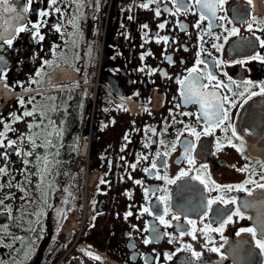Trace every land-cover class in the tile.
<instances>
[{
	"label": "flooded vegetation",
	"instance_id": "flooded-vegetation-1",
	"mask_svg": "<svg viewBox=\"0 0 264 264\" xmlns=\"http://www.w3.org/2000/svg\"><path fill=\"white\" fill-rule=\"evenodd\" d=\"M142 2L147 0H64L56 5L61 14L49 0H33L24 15L32 22L47 20L41 28L45 39L37 41L26 31L19 33L11 48L0 42V69L4 70L0 72V119L14 129L8 139L33 153L18 157L8 149V160L0 158V166L8 172L0 175V199H4L0 228L7 226L9 233H0L4 239L0 264H264V255L251 235H236L240 228L255 225L257 210L242 209L244 218L233 216L224 224L222 235L208 233L211 241L199 230L193 239L188 234L192 226L185 219L194 220L197 229L205 224L219 228L214 212L199 215L201 204L220 195L236 198L237 204L212 205L228 213L245 200L264 196L255 184L246 185L254 189L248 196L244 191L222 193L211 184L205 188L192 179L206 165L201 174L216 185H239L248 179L264 183V168L257 163L264 161V95L248 99L249 92H259V85L264 84V62L249 58L257 53L264 56V47L256 39H264V23H259L264 21V0H251V4L228 0L225 11L217 15H226L232 23L217 20L214 24L238 28L239 35L233 36L221 27L206 34L207 21L195 27L199 20L195 7L172 15L163 7L167 4L175 11V5L161 0L162 13L157 17L158 5L144 9L139 7ZM26 5L27 0H14L18 10ZM41 11H48L49 16L40 17ZM244 21L253 23L252 32ZM55 24L61 25L59 33ZM164 36L168 42L157 43V37ZM213 43L222 49L213 48ZM198 58L207 62L217 80L229 84L232 92L217 91L229 97L235 93L236 106L229 108V121L197 141L184 128L194 125L202 131L203 120L181 113H197L199 105L183 103L177 79L187 76ZM215 60L224 63L216 66ZM239 60L246 62L236 63ZM198 67L203 70L205 66ZM245 81L254 87L245 90ZM21 99L23 104L18 103ZM128 99L136 104L135 110L122 103ZM25 112L32 115L25 116ZM10 114L21 119L13 123ZM229 123L244 138L243 153L227 145L231 128L223 129ZM218 140L224 145L219 151ZM185 141L196 145L191 153L194 165L184 158ZM233 143L239 146L240 142L233 138ZM25 159L30 163L24 164ZM153 161L157 169L145 172ZM245 165L248 171H238ZM190 168L188 176L174 184L156 178L166 174L175 179L182 169ZM137 180L142 184H136ZM166 194L170 196L165 216L169 227L154 215H141L143 207L163 215L165 205L157 198ZM173 215L180 220H173ZM180 226L187 230L183 236ZM146 239L152 242L145 244ZM185 246H191V251ZM211 247L220 252H211ZM192 251L200 252V259ZM221 253L226 257L223 260Z\"/></svg>",
	"mask_w": 264,
	"mask_h": 264
},
{
	"label": "snow or ice",
	"instance_id": "snow-or-ice-1",
	"mask_svg": "<svg viewBox=\"0 0 264 264\" xmlns=\"http://www.w3.org/2000/svg\"><path fill=\"white\" fill-rule=\"evenodd\" d=\"M33 0H27V5L22 8V10H18L17 7L14 6V0H0V42L3 44H7L9 48L13 46V41L17 38L19 33L22 32H30L34 39L37 41H43L45 39L44 35L41 34V28L44 27L48 22L46 19H42L40 22H32L28 21L27 17L24 15L25 13H28L30 10V6L32 4ZM64 0H49V3L53 7V10L56 13H62V9L58 6H56L58 3H62ZM228 0H171V3L175 5V11H172L167 4L164 5L163 11L165 12H171L172 15H176L180 13L182 10L184 12L190 11L193 7H195L199 12V20L197 21L195 27L200 28L201 24L204 21H207V33L208 35H212L211 30L213 27H221L224 28L225 32L228 33V36L233 35H239L240 30L236 27H232L230 30L224 26L223 23L216 25L214 24V21H227L229 24L232 23L231 20H228V17L226 15H217L218 12L225 11V5L227 4ZM161 3V0H147V2H142L139 7L148 9L150 5L156 4L158 5L154 9V14L159 17L162 13L161 7H159V4ZM248 3L251 4V0H248ZM39 16L44 18L49 16L48 11H41L39 13ZM131 19V17H129ZM253 23L257 22L255 17H252ZM247 23V30L249 32L253 31V23H248L247 21H244ZM69 23L73 24L74 27H78L74 20H70ZM259 23H264V21H260ZM56 32L61 31V25L55 24L53 25ZM145 29L148 28V25H143ZM165 27L164 23H161L159 25V28L163 29ZM217 40L220 38L219 36L215 37ZM227 36L224 37L225 41H227ZM163 39L165 43L168 42V37L164 36L162 38L157 37V43L160 42V40ZM203 39V36H201V40ZM256 39L259 41L260 46L264 47V39H260L259 37H256ZM251 44V42H249ZM213 48H216L218 51L222 49V45L213 43ZM150 54V53H149ZM210 55V53H209ZM199 56V54H198ZM253 60H261L264 62V56H260L258 53L256 55H253L249 57ZM2 59V58H0ZM143 59V57H142ZM170 59V58H169ZM246 61L239 60L236 61V63L243 64ZM45 63H49L48 61H45ZM224 61L221 60H215L214 64L216 66H219L220 64H223ZM204 64V69L201 70L198 65ZM196 65L190 69L187 70L188 74L183 79H177V83L181 85V92L180 96L182 98V101L184 104H197L199 105V110L197 113H188L184 112L181 113V115L184 116H191L195 115L196 120L200 121L203 120V130L197 131L196 127L185 125L184 131H187L190 136L195 137V139L198 141L201 137V135H211L213 131L221 127L225 124V121L230 120V113L229 108L236 106V101L234 99V96L236 95L233 93V97H229L228 95H222L220 92L217 91V89L224 88L229 92H232V88L229 86V84H224L223 82L217 80L216 75L213 74L212 71L208 70V64L206 61L202 59H197ZM3 69H0V72H3ZM37 75H40L38 72ZM164 75H167L166 73ZM224 75H227V73H224ZM3 78V77H0ZM204 81H207L205 83ZM213 81L215 83L213 84ZM229 81L231 84H234L235 81L231 80V77H229ZM245 90H247L249 87H254L251 81H245L244 82ZM240 96H243L244 93H239ZM257 95H264V84L259 85V92L251 91L248 93V99H251L253 96ZM247 102V101H245ZM18 103L23 104L24 101L21 99L18 101ZM225 105H228V107H225ZM177 107H180V104L176 105ZM12 116V122L19 121L21 119L20 116L15 114H10ZM25 116L32 115L31 112H25ZM182 123V121H181ZM0 125L3 126V130H0V149H4L5 151H0V158H2L4 161L8 160V156L10 155L8 149L11 150L12 153H14L16 156H32L33 153L31 150H23L20 145L18 144L17 140H11L8 139L7 134L11 131H14V129L11 127L10 123L4 122L2 119H0ZM31 128L32 125H29ZM39 127V125H37ZM228 128H231V137L227 138V145L231 146L233 148H236L238 152L243 153L244 151V138L243 136L239 135L237 133L236 128L232 124H228L227 127H225L223 130L227 131ZM153 133H155V130H152ZM251 134V133H249ZM180 135H183V132L180 133ZM233 138L237 141H239V146L235 143H233ZM21 141L24 139V137L19 138ZM28 139L31 140V143L33 146L36 145L35 139H32L29 137ZM127 139V137H125ZM163 143V141H161ZM184 144V158L187 160L189 165H194L195 160L192 157L191 153L195 149V143L192 141H185L182 142ZM148 146L147 144L145 145ZM217 150H221L224 145L221 144V142L217 141ZM176 144L173 143L171 146V150L175 151ZM163 155H168L167 152H165ZM157 156H160V153H157ZM143 159H147L146 156L142 157ZM24 164L30 163L29 160L25 159L23 161ZM258 164H260L261 168H264V161H257ZM136 164L131 165L133 169L136 168ZM206 165H201L200 169H197V175L193 176L192 179L199 180L201 184L205 186V188H209L211 184V188L214 190L221 191L222 193L231 192L233 190L235 191H244L247 193L248 196L253 195L254 189H249L246 187L247 184H255L256 189L262 190L264 192V183H257L256 181L252 179L246 180L243 184L239 185H216L214 181L209 182L204 178V176L201 174V169H203L206 172ZM152 169H157V163L155 161L151 164V169H144L145 172H151ZM189 170H181L178 176L175 179H170L166 174L164 176L157 175V179H163L166 184H174L176 183L177 179H180L181 177L188 176ZM238 171H248V165H245L244 168L238 169ZM7 167L6 166H0V175H7ZM264 179V177H262ZM103 183V181H101ZM136 184H142V181H135ZM11 186V184H9ZM3 185H0V188H2ZM159 190V189H158ZM165 193H167V189H163ZM149 194V190L145 189V196L147 197ZM160 203H163L165 205L163 215L156 214L155 210L150 207H143L141 215L143 213H148L149 215H154L155 219L159 220V222L166 227L171 226L170 222L165 220V216L169 212V206H168V200L170 199L169 195H162L157 198ZM217 202L228 205V204H237L236 198H230L225 199L224 195L217 196L215 198L207 200L206 204H201L199 206V215L200 216H207L209 211L214 212V214L219 218L218 222L220 223L219 228H212L211 224H205L203 228L197 229L196 222L194 220L188 219L185 217L187 224L191 225V232L188 233L192 235L193 239H196L195 233L199 230L202 232L206 238L211 241V238L208 237L209 232H220L222 235V230L225 223L231 222L233 216H237L240 218H244V212L242 209H255L257 210L256 215V223L253 227H245L240 228L236 235L239 236L241 233H249L253 240L255 241V246L260 250V254L264 255V196H261L260 198L254 200V201H248L245 200L241 204H238V206L235 208V211L233 212H222L219 209H212V205L216 204ZM0 205H4V199H0ZM7 207V206H5ZM127 215H131V212H129ZM173 220L179 221L180 216L179 215H173ZM248 219H253V217H248ZM181 227L180 235L183 236L187 230L183 229V226ZM0 233H3L4 235L9 234L7 226H3L0 228ZM259 235V238H257ZM154 238L159 239V233L154 232ZM14 239H18V237H15ZM3 235H0V243H3ZM151 240L146 239L144 241L145 244L151 243ZM171 242V241H170ZM11 246V245H9ZM189 248L191 251V246H185ZM211 252L219 253L220 249L217 247H211L209 249ZM88 255H91V253H88ZM167 259H171V254H165ZM192 255L196 259H200L201 253L192 251ZM226 257L224 254L221 253L220 259L223 260ZM96 259H99V257H96Z\"/></svg>",
	"mask_w": 264,
	"mask_h": 264
}]
</instances>
